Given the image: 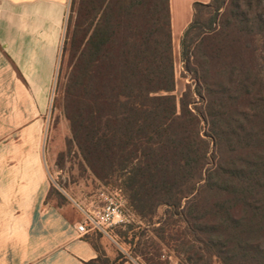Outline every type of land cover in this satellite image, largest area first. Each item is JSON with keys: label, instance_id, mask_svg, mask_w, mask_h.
<instances>
[{"label": "trees", "instance_id": "16d2710c", "mask_svg": "<svg viewBox=\"0 0 264 264\" xmlns=\"http://www.w3.org/2000/svg\"><path fill=\"white\" fill-rule=\"evenodd\" d=\"M170 11V0H79L62 158L133 215L84 236L98 254L85 264H168L164 247L181 264H264V0L195 4L180 97Z\"/></svg>", "mask_w": 264, "mask_h": 264}, {"label": "crops", "instance_id": "0c3cea01", "mask_svg": "<svg viewBox=\"0 0 264 264\" xmlns=\"http://www.w3.org/2000/svg\"><path fill=\"white\" fill-rule=\"evenodd\" d=\"M210 1L170 0L172 36L181 38L195 4ZM70 3L0 0V167L27 169L11 175L0 169V264H85L98 257L77 231L82 217L46 203L52 184L40 154ZM23 151L34 161L23 160Z\"/></svg>", "mask_w": 264, "mask_h": 264}, {"label": "rangeland", "instance_id": "374dc122", "mask_svg": "<svg viewBox=\"0 0 264 264\" xmlns=\"http://www.w3.org/2000/svg\"><path fill=\"white\" fill-rule=\"evenodd\" d=\"M78 6L79 0H71L67 10L66 26L64 28V37L59 58V71L57 73L53 95L50 100V110L46 121V129L40 141V154L48 181L67 199L61 208H65L69 214L76 213L80 215L83 220L84 214L82 211L92 215L103 205V199L99 197V193L102 190L113 192L115 189L101 186V184L95 181L89 173L82 172L77 166L78 159L75 155L71 156L67 154L65 155L66 157L62 158V153L67 151L66 144L70 137L69 125L62 109V96L64 95V87L70 71V45L73 28L76 24V11ZM172 39L175 55V73L177 79L175 94L180 97L185 91L186 85L188 83L190 84V82L189 78L183 77L182 74L183 69L180 62V37L173 35ZM7 153L9 158V154H14V151H8ZM11 158L15 159L14 156L10 157V159ZM23 160L34 161V157L32 153L23 151ZM0 169L5 170L6 175H11L14 171L15 174H18L19 172L23 174L27 171V169L23 166L14 167L9 166L8 164L5 168L0 167ZM49 204L53 207H56L59 204V200L55 194L52 195V199ZM162 215L163 210L160 211V216ZM95 231L96 230H93L90 233L94 234ZM102 245L108 254L114 256L112 248L107 241H102ZM169 251L170 249L165 247L162 249L160 252V254H162L160 261H170L168 264H181L180 259L170 254Z\"/></svg>", "mask_w": 264, "mask_h": 264}, {"label": "built area", "instance_id": "2783aa9c", "mask_svg": "<svg viewBox=\"0 0 264 264\" xmlns=\"http://www.w3.org/2000/svg\"><path fill=\"white\" fill-rule=\"evenodd\" d=\"M99 197L103 199V205L94 214L82 211L84 218L77 225L80 235H86L93 230L107 233V229L117 225L129 223L133 220L132 213L127 209L126 201L119 190L107 192L102 190Z\"/></svg>", "mask_w": 264, "mask_h": 264}]
</instances>
